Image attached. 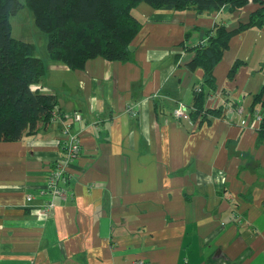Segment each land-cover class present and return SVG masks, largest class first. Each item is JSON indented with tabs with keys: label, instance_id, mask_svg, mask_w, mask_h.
Wrapping results in <instances>:
<instances>
[{
	"label": "crops",
	"instance_id": "0c3cea01",
	"mask_svg": "<svg viewBox=\"0 0 264 264\" xmlns=\"http://www.w3.org/2000/svg\"><path fill=\"white\" fill-rule=\"evenodd\" d=\"M258 6L199 12L141 2L129 61L97 56L72 69L38 49L46 72L31 87L57 96L59 118L0 141V264H264V129L252 119L264 26L233 35L214 67L204 106L226 105L222 115L194 114L205 71L190 66L217 23L235 29ZM181 104L188 118L175 115ZM66 124L82 152L67 199L45 213L39 191L64 155Z\"/></svg>",
	"mask_w": 264,
	"mask_h": 264
},
{
	"label": "trees",
	"instance_id": "16d2710c",
	"mask_svg": "<svg viewBox=\"0 0 264 264\" xmlns=\"http://www.w3.org/2000/svg\"><path fill=\"white\" fill-rule=\"evenodd\" d=\"M250 0H0V141H18L51 125L58 98L55 94L33 90L46 72V62L34 41L13 35L10 18L22 8L32 13L34 23L46 35V50L51 60L82 69L93 57L129 61L134 57L132 42L143 28L135 8L146 2L161 10L194 9L231 12L243 10ZM235 29L217 23L209 31L190 63L205 71L204 83L194 91V114L222 115L226 105L205 108L206 98L215 92L214 67L229 47L230 39L249 27L264 26V0ZM237 61L233 74L240 66ZM206 86L208 89H206ZM236 108L235 104H232ZM264 113V86L254 95L253 112ZM191 114V113H190ZM264 129V117L261 121Z\"/></svg>",
	"mask_w": 264,
	"mask_h": 264
},
{
	"label": "built area",
	"instance_id": "2783aa9c",
	"mask_svg": "<svg viewBox=\"0 0 264 264\" xmlns=\"http://www.w3.org/2000/svg\"><path fill=\"white\" fill-rule=\"evenodd\" d=\"M234 110L242 112V107H236ZM175 115L177 117H189V110L186 105H180L175 110ZM253 123H261L264 117V113L261 109L255 110L252 114ZM58 112L53 116L52 121L57 120ZM74 118L76 120L81 119V113L75 112ZM63 135V147L64 155L57 161V163L47 169L45 174L44 185L40 188V194L45 196V202L43 204V211L45 213H50L56 206L58 200H66L68 197V191L65 189L64 185L69 180V169L71 163L81 155L82 145L80 141V135L78 133H72L70 125H64L61 131ZM34 196L32 194L27 196V201H32Z\"/></svg>",
	"mask_w": 264,
	"mask_h": 264
},
{
	"label": "rangeland",
	"instance_id": "374dc122",
	"mask_svg": "<svg viewBox=\"0 0 264 264\" xmlns=\"http://www.w3.org/2000/svg\"><path fill=\"white\" fill-rule=\"evenodd\" d=\"M10 21L15 37L36 42L40 54L46 50L47 37L38 29L34 23L32 13L27 7L22 8L16 15H12Z\"/></svg>",
	"mask_w": 264,
	"mask_h": 264
}]
</instances>
